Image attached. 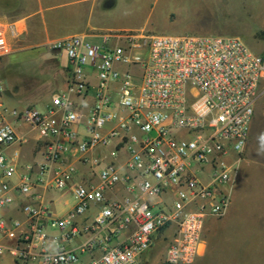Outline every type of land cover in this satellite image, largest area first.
Segmentation results:
<instances>
[{"label": "built area", "instance_id": "1", "mask_svg": "<svg viewBox=\"0 0 264 264\" xmlns=\"http://www.w3.org/2000/svg\"><path fill=\"white\" fill-rule=\"evenodd\" d=\"M19 34L16 23L0 22V59L11 53L9 38ZM54 49L68 58L67 89L53 97L48 112L7 106L0 82V176L8 179L17 169L19 153L5 152L19 141L17 123L30 125L48 141L41 174L54 172L56 189L66 188L75 170L64 164L73 146L84 161L99 147L114 145L113 158L126 149L127 172L122 175L113 160L99 171L98 186L73 187L77 204L67 218L53 216L47 207L26 206L29 230L0 217V234L29 245L40 241L44 248L48 227L61 231L63 241L83 233L89 236L81 252L92 253L100 248L96 231L106 232V243L127 233L121 244L102 247L101 257L90 264H146L145 255L159 239L167 242L162 264H194L203 249L206 221L222 218L230 207L237 168L228 159L231 153L240 156L247 145L264 95V56L236 36L152 35L144 30L105 34L99 42L71 36ZM89 99L91 108L83 117L79 107ZM83 119L87 136L80 138L76 127ZM117 185L126 195L107 198ZM10 189L8 182L2 184L0 209L13 204ZM17 191L30 193L29 175ZM92 204L100 205L99 212L80 229L77 219ZM5 252L0 247V256ZM7 252L21 261H79V253L64 248L54 254L47 249L39 255Z\"/></svg>", "mask_w": 264, "mask_h": 264}, {"label": "crops", "instance_id": "2", "mask_svg": "<svg viewBox=\"0 0 264 264\" xmlns=\"http://www.w3.org/2000/svg\"><path fill=\"white\" fill-rule=\"evenodd\" d=\"M248 9L258 26L264 31V0H248ZM43 0H0V22L16 23L20 34L18 38H9L11 53L0 59V82L3 85L1 101L9 107L25 109L34 107L46 113L51 106L53 97L60 95L67 89L68 58L64 51L56 50L54 47L64 39L81 35L93 42H99L105 34L91 25H81L73 33L61 34L56 29H61L59 18L48 19L42 16ZM115 4L110 1L109 5ZM204 29V28H203ZM188 30H193L188 27ZM206 34H225L228 29H204ZM65 56L66 65H62L59 57ZM78 102H80L78 100ZM92 104L89 99L86 107H79L83 117H86ZM37 106L40 107L37 108ZM264 107H256L250 125V133L244 152L238 156L231 153L229 162L237 168V178L233 187L230 188L231 204L221 222L223 231H215V220L209 218L204 226V245L197 263L203 260L205 254L215 253L223 244L233 245L231 241L242 238L245 232L255 233L257 238L264 239V151L262 146L256 144L251 138L253 127L260 120ZM86 121L76 127L80 138L87 136ZM15 131L19 141L6 149L8 155L14 151L19 153L16 159L17 169L15 174L4 179L0 176V195L2 184L8 182L11 186L9 194L13 197L12 205L0 209V217L4 218L8 225L17 222L23 231H28L32 221L23 208L30 206L40 209L47 207L53 216L67 218L75 208L77 201L73 195V187L76 184H87L98 186L99 171L113 160L117 163L120 173L124 175L127 170L125 162L128 158L126 149H120L117 156L113 158L114 145L99 147L86 156V161L73 146L64 158L66 166L74 167V172L67 181V187L56 189L53 178L54 172L41 174V165L44 164L43 153L48 143L38 131L25 123H17ZM131 133L141 136V133L131 129ZM97 163H94V162ZM256 161V162H254ZM258 164L255 165V164ZM99 164V165H98ZM30 176L31 191L22 194L17 187L22 184L24 176ZM69 195L72 202L66 200L61 209L57 208L56 201L59 197ZM126 195L122 185H117L113 190L106 193L109 199H119ZM165 198V197H163ZM100 205L92 204L84 215L77 219V225L81 229L84 225H91L98 214ZM105 231H96L95 238L99 240L100 248L92 253H82L81 247L89 235L81 234L71 241L61 239V231L48 227L45 234L48 236L46 245L43 248L40 241L31 245L21 243L18 239H9L0 234V247L6 250L0 256V264H46L43 260L21 261L11 255L8 250L19 249L29 251L31 255H39L42 249H47L49 254H54L58 249L75 250L79 253V261L75 264H90L93 258H100L102 247H113L125 241L126 234H121L112 239L109 243L103 241ZM218 247V248H217ZM167 243L159 239L153 248L145 255L146 264H162L165 260ZM211 253V254H212ZM195 261V262H196ZM194 262V264H195Z\"/></svg>", "mask_w": 264, "mask_h": 264}, {"label": "rangeland", "instance_id": "3", "mask_svg": "<svg viewBox=\"0 0 264 264\" xmlns=\"http://www.w3.org/2000/svg\"><path fill=\"white\" fill-rule=\"evenodd\" d=\"M110 1L115 4L109 5ZM248 4V0H43L41 15L48 19L59 18L61 29L56 31L61 34H71L81 25H91L101 34L144 30L152 35L236 36L252 51L264 56V31L250 13ZM188 27L193 30H188ZM203 28L228 29L230 32L206 34ZM58 59L66 65L65 56ZM256 107H264V95ZM37 108L40 109L39 106ZM261 114L251 138L264 151V111ZM255 165L258 166L257 163ZM66 200L73 201L69 195L59 197L57 208L61 209ZM222 218H213V230L223 231ZM242 236L231 241L233 245L217 247L215 253L211 249L210 255L205 254L199 263L264 264V239L248 232Z\"/></svg>", "mask_w": 264, "mask_h": 264}]
</instances>
